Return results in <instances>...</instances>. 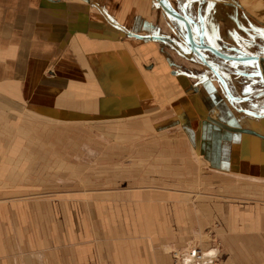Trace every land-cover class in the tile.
<instances>
[{
	"label": "crops",
	"instance_id": "obj_1",
	"mask_svg": "<svg viewBox=\"0 0 264 264\" xmlns=\"http://www.w3.org/2000/svg\"><path fill=\"white\" fill-rule=\"evenodd\" d=\"M162 2L0 0V264H170L173 249L195 243L191 180L44 193L32 188L42 181L32 175L30 146L15 145L12 135L17 120L25 119L23 113L33 111L57 121L133 113L139 98L143 106L154 101L156 81L159 95L170 93L168 80L175 88L189 84L184 74L169 75L166 37H152V32L165 29L159 20H164ZM205 86L209 100L198 93L189 99L201 112L207 109L213 124L207 132L214 143L204 145L209 151L204 147L206 153L197 155L199 164L222 172L226 168L220 165L232 159L230 153L238 155L231 170L235 166L260 178L264 146L258 164L257 158L242 157L240 140L264 138V115H247L245 108L255 103L231 100L218 82ZM189 100H183L188 108ZM259 103L250 109L263 110L264 99ZM167 121L148 119V126H170ZM129 125L125 123V129ZM167 135L151 137L158 141ZM222 138L229 140L218 153Z\"/></svg>",
	"mask_w": 264,
	"mask_h": 264
},
{
	"label": "rangeland",
	"instance_id": "obj_2",
	"mask_svg": "<svg viewBox=\"0 0 264 264\" xmlns=\"http://www.w3.org/2000/svg\"><path fill=\"white\" fill-rule=\"evenodd\" d=\"M162 1L164 20H159L165 29L152 32V37L161 41L166 37V55L162 46L157 49L167 57L169 75L184 74L191 80L189 84L175 88L176 84L168 80L170 93L159 95L156 85L160 81H156L154 101L146 105L150 108L143 106L139 98V109L133 107V113L95 114L58 121L41 118L33 111L23 113L21 117L25 119L17 120L13 141L15 145L30 146V164L35 167L32 175L42 181L32 188L44 193L62 188L191 180L195 209L192 245L210 247L218 243L221 264H264V171L256 179L235 166L236 170H231L238 155L231 157L230 153L231 162L220 165L226 168L222 172H211L203 162L200 165L197 155L206 153L204 145L208 142L214 143L207 132L208 125L213 124L207 109L201 112L189 100L193 93L209 100L211 93L205 85L211 81L225 86L223 91L230 93L231 100L237 103L254 102L250 108L264 99V0H214L215 17L213 14L211 21L204 18L210 0ZM207 22L212 23L210 30ZM225 81L230 84L225 85ZM186 99L192 107L183 105ZM177 104L181 107L178 110ZM250 108L245 110L254 119L264 115V108ZM148 119L157 124L168 120L166 124L170 126L149 127ZM125 123L134 125L125 129ZM164 133L168 135L158 141L151 137ZM227 140H218V153ZM263 141L262 137H251L248 142L241 139L245 148L242 157L247 161L254 157V163L261 162L263 154L259 150ZM222 157L225 159L226 155ZM213 158L208 156L210 163L215 164ZM153 172L162 174L153 176Z\"/></svg>",
	"mask_w": 264,
	"mask_h": 264
},
{
	"label": "built area",
	"instance_id": "obj_3",
	"mask_svg": "<svg viewBox=\"0 0 264 264\" xmlns=\"http://www.w3.org/2000/svg\"><path fill=\"white\" fill-rule=\"evenodd\" d=\"M218 243L210 247L202 244L173 249V260L170 264H221Z\"/></svg>",
	"mask_w": 264,
	"mask_h": 264
},
{
	"label": "bare ground",
	"instance_id": "obj_4",
	"mask_svg": "<svg viewBox=\"0 0 264 264\" xmlns=\"http://www.w3.org/2000/svg\"><path fill=\"white\" fill-rule=\"evenodd\" d=\"M160 1V0H159ZM213 2H214V0H210V3H209V7H208V13L205 15V17L204 18H206V21L208 20V21H211V16H213V14H214V12H215V9H213ZM214 17H215V14H214ZM207 24H208V22H207ZM209 25V24H208ZM208 25H207V27H208ZM211 25H212V23H211ZM211 25H209V28H207V30H210V26ZM191 32V31H190ZM208 37V36H207Z\"/></svg>",
	"mask_w": 264,
	"mask_h": 264
}]
</instances>
